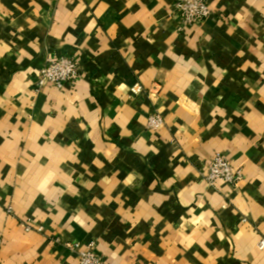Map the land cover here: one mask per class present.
Wrapping results in <instances>:
<instances>
[{
    "label": "crops",
    "instance_id": "obj_1",
    "mask_svg": "<svg viewBox=\"0 0 264 264\" xmlns=\"http://www.w3.org/2000/svg\"><path fill=\"white\" fill-rule=\"evenodd\" d=\"M208 1L0 0V264H264V0Z\"/></svg>",
    "mask_w": 264,
    "mask_h": 264
},
{
    "label": "built area",
    "instance_id": "obj_2",
    "mask_svg": "<svg viewBox=\"0 0 264 264\" xmlns=\"http://www.w3.org/2000/svg\"><path fill=\"white\" fill-rule=\"evenodd\" d=\"M175 7L180 12L185 26H193L212 15L208 0H175ZM80 70L81 63L74 58H48L39 70V85L51 84L58 88H63L65 85L73 87L80 77ZM141 90L140 86H136L134 92L137 93ZM160 121L158 117L153 118L151 126H158ZM242 177L241 169L233 165L228 154L217 153L211 158L209 171L205 179L211 186H215L220 181L236 186ZM66 246L73 247L71 244H66ZM261 246L264 247V241H262ZM76 253L80 264H108L107 260L97 253L93 246L87 249H78Z\"/></svg>",
    "mask_w": 264,
    "mask_h": 264
}]
</instances>
